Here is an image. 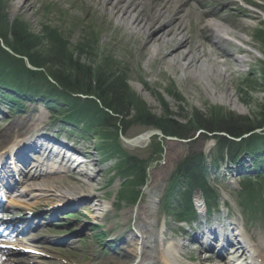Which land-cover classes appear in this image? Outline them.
<instances>
[{"label": "rangeland", "instance_id": "374dc122", "mask_svg": "<svg viewBox=\"0 0 264 264\" xmlns=\"http://www.w3.org/2000/svg\"><path fill=\"white\" fill-rule=\"evenodd\" d=\"M1 1H3V5L1 4L3 8H0V36L6 35L9 42L13 41L14 33L11 29L15 22L20 21V25L26 27L28 32L32 31L31 33H39L42 36L45 34V29H56L62 37H69L71 40L72 53L68 60H80L88 65L101 66L110 61L115 62L119 68L127 69L130 90L135 96L146 101L157 116L164 115L163 106L167 104L170 114L176 121L183 124L193 119V115L197 112L203 114L206 119H221L222 113L219 112L216 115L215 108L223 111L225 115L232 113L234 116L248 117L252 120L260 118L259 112L261 107H264V82L260 80L261 66L264 61V42L259 41L256 36L258 29L264 27V0H245L250 3V7L245 5L244 0H238L234 5L235 8L224 10L222 9L225 3L231 0H185L188 5L184 9L189 15L184 17L186 29L182 37L190 38L193 52L197 55V64L192 67L184 65V61L179 56L181 52L179 50L174 52V55L168 56V53L180 43L181 37L174 42L172 39L169 40L171 37H167L159 43L157 48L155 41L146 44L145 34L140 32L139 28L132 27L130 20H121L115 16L117 9H113V6L107 9L106 0ZM146 1L149 6H146L145 10L151 14L152 0ZM200 5L204 6L200 7ZM209 11H220L229 22L228 24L220 22L223 28L229 29L230 32V35L221 41V45L214 44L215 41L220 40L216 35L214 36V33H209L210 42H205L201 35L203 23L199 16ZM246 13L257 16L246 17L244 16ZM165 18L160 22L162 26L167 23ZM207 20L214 22L215 17ZM170 43H173V46ZM81 44L86 46L82 47ZM183 49L184 47L180 50L183 51ZM237 50H241L240 53ZM230 53L234 55L228 57L227 54ZM239 58H244L246 61L239 63ZM230 95L232 99L227 98ZM161 99L164 100L163 103ZM6 102L7 99H1L2 104ZM18 120L27 122L21 131L23 136L44 133L46 127L53 130L62 129L52 126V119L40 102L25 104L22 111L11 112L4 116L0 120V132L13 121ZM127 128L128 137L151 129L134 121ZM113 130L114 128H105L101 139L94 137V134H92L93 138L87 140L75 138L78 140L76 143H79L78 148L88 149L89 163L82 165L81 168L92 174V177L80 175L78 170L61 174L59 175L62 178L59 179L62 182L61 191L72 190L74 194L78 193L82 196L91 192L90 194L95 197L92 202L94 207L98 203L100 206L95 211L93 205L84 200L77 205L76 209L71 210L69 206L61 208L56 213V223L44 225L42 232L36 235L42 238L41 246H44L42 248L48 250L45 252L39 247L38 249L47 254V257L34 258L33 264H137L138 261L135 262V259L139 254L141 240L139 243V238L132 227L133 221L140 232L146 231L145 225H147L148 229L154 233L152 239H147L149 244L155 247L154 251L151 250L148 253L153 255L148 261L150 264H166L161 261L159 255L161 248L168 243L188 242L191 245L190 239L193 235L191 233L185 235L186 228L181 226L183 223L176 221L173 215L169 217L166 214L167 208L162 200L163 194L170 186V177L175 168L188 156L205 153L203 155L208 156V160L213 162L215 157L216 160L219 157L225 158V154H228L227 146L222 147L223 145L218 143L215 147L218 139L214 135L208 136L209 131L203 127L193 131L194 138L189 142L178 143L154 137V142L147 146L126 145L128 153L134 154L143 161L146 174L142 180L134 177L137 181V190H133L132 196L119 200L120 181H123V178L114 176L116 169L112 165L116 160L103 158L99 148L101 142L106 145L113 142L111 139ZM199 130H202L200 134ZM63 131L64 129L61 132ZM259 133L264 135V131ZM226 165L224 163L223 166L220 165L207 184L210 185L211 193L216 190L224 194L227 205L233 207L230 219L234 220L236 216V219L242 222V218L237 217L239 211H243L238 199L239 192L244 186L242 177H239L235 171L231 173L225 171ZM43 180L35 179L39 183ZM113 181L115 183L109 186ZM134 183L133 181L129 186L127 181L122 182L123 187H126L123 194H128L126 192L133 189L131 187ZM256 184L257 181L255 186ZM184 187V189L179 187L181 194L189 186ZM40 192L34 189L28 195L30 204L35 205L32 208L34 211H40L60 199L46 200L31 196ZM51 193L60 194L55 189ZM190 193L192 196L194 193V197L196 194L195 198L202 197V191L197 186L194 191L190 190ZM179 199L173 200L174 205ZM248 199L251 201V198ZM142 208L143 210L140 211ZM171 209H174V206ZM132 211H134L133 216ZM124 215L128 216V220ZM242 215H244L243 212ZM245 218L244 221L256 241L264 244V214L259 210L253 216L247 213ZM221 222H223L222 218ZM100 225L103 226L102 229ZM100 231L102 240L97 236ZM61 239H66V243L60 242ZM195 246L196 250L190 251L191 253L188 249H179V253L175 256L176 260L180 264H203V258L209 253L201 251L199 244ZM127 253L129 255L125 257ZM190 254L191 259H195L196 262L191 263L185 259ZM211 255L217 258V255L213 253ZM231 256L226 254L224 261L234 258ZM13 258L21 261L26 259L24 255H16ZM217 263H219L218 260Z\"/></svg>", "mask_w": 264, "mask_h": 264}, {"label": "trees", "instance_id": "16d2710c", "mask_svg": "<svg viewBox=\"0 0 264 264\" xmlns=\"http://www.w3.org/2000/svg\"><path fill=\"white\" fill-rule=\"evenodd\" d=\"M0 8H3L1 2ZM20 22H15L11 29V32L14 33L13 41H11L13 43L8 41L9 38L6 35L3 36L4 39L9 42L15 52L28 56L33 65L44 68L45 72L53 76L62 88L72 93L94 95L100 100L103 108L97 100L90 102L95 106V109L90 110L95 115L93 116L83 105L81 98L70 99L66 118L77 120L82 115H86L93 116L90 119L93 122H102L103 119L105 128H114L111 135L112 141H117L119 138V127H123L125 131L133 121L137 124L161 128L166 135L184 138L190 136L199 127H203L209 132H226L236 138L252 132L256 128L264 127V107H261V112H259L260 118L255 120L234 116L232 113L225 115L223 111L215 108L216 115L219 112L222 113L221 119H206L203 114L197 112L193 115V119L183 124L176 121L175 117L170 114L167 104L163 106L164 115L157 116L146 101L135 96L134 92L130 90L127 71L117 68L115 62L109 61L110 63L105 62L102 66H97L85 64L80 60H68L72 53L69 42L56 29L47 28L42 36L39 33L28 32V29L20 25ZM257 36L264 42V30H258ZM17 72L18 76L20 75L22 78L23 86L28 83L30 88L34 89L33 91H37L35 90L37 83L33 79L39 81L38 77L43 76L45 88L48 90L45 94L48 97L53 96L54 93L50 90L55 86L48 81L44 73L26 68L23 60L12 56L0 46V76ZM262 76L261 80L264 82V71ZM161 102L163 103L164 100L161 99ZM216 138L218 143L223 145L222 147L227 146L230 160L236 161L240 156L252 157L258 166L264 168L263 134L253 133L241 142L222 135H218ZM127 160V172L137 175L139 180H142L146 174L143 161L135 156L129 157ZM207 171L208 167L202 154L190 155L178 165L172 186L174 188L177 184L188 183L191 188L197 186L206 189ZM124 172L126 173V170Z\"/></svg>", "mask_w": 264, "mask_h": 264}, {"label": "bare ground", "instance_id": "6f19581e", "mask_svg": "<svg viewBox=\"0 0 264 264\" xmlns=\"http://www.w3.org/2000/svg\"><path fill=\"white\" fill-rule=\"evenodd\" d=\"M134 1L137 3H135ZM235 1L236 0L226 3V5H224L222 10L226 8H230V9L235 8L234 6L235 5L234 3H236ZM105 2L107 3L106 4L107 9L110 6H113V9H117V11L115 12V16L119 17L121 20H127V19L130 20L132 27L139 28L140 32L145 34L146 44H149L155 41L156 42L155 47L157 48L160 45L159 43L162 40L166 39L167 37H171L169 38V40L172 39L173 42L177 40L178 37H181L180 43L177 44L175 49L171 50L170 53H168V56L174 55V52L179 50V52L181 51L179 53V56H181L182 61H184L185 63L184 65L192 67V65L197 64L196 63L197 55L195 52H193L194 49L192 48L193 46H192V42L190 41V38L184 39L182 37L183 32L186 29L184 17L189 15V14H186L185 10L183 9L184 6L187 5V2H185V0H152V4L150 2L151 14L145 10V7L149 6L146 0H138V1L137 0H106ZM203 6L204 5H200V7H203ZM244 16L253 18V17H256L257 15L253 13H246L244 14ZM210 17H215V21L211 22L207 20ZM163 18L167 20V23L162 26L160 22ZM237 18L240 19V17L238 16ZM199 19L203 23V27L201 29L202 30L201 35L204 38L205 42L211 41L210 39L211 35L209 34L210 32L214 33V36L216 35L217 38L220 39V41H224L226 39V36L230 35L229 29L223 28V25H221L220 23V22H223V23L226 22L227 24L229 23L228 21H226L227 18L225 17V15L222 14L221 12H217V11H209L208 13L203 12V14L199 16ZM220 41L217 40V42L215 41L214 44L218 45L219 43L220 45L221 43ZM170 44L171 46H173V43H170ZM183 47H184L183 51L180 50ZM231 55H232L231 53L227 54L228 57H231ZM245 61L246 60L244 58L238 59L239 63H244ZM227 98L232 99L231 95L227 96ZM26 124H27L26 121H21V120L13 121L7 128H5V131L0 133V145L7 141H10L11 143H16V144L19 143L18 140L22 138L20 137V135L22 134L21 131L26 126ZM21 141L23 142V140ZM23 150L25 151V149ZM8 152L13 153L14 150L8 149ZM20 156L24 157L23 154L22 155L20 154ZM81 165L82 164L78 163L76 169L80 168ZM61 171L62 169H59L57 171H54V173L61 172ZM51 172L46 171L44 173H41V175L39 176L42 177L46 175L47 177H49L50 175H52ZM80 172L83 176H86L89 178L92 177V174L85 172L84 170ZM59 179L60 177L58 176L56 177L50 176L48 179L43 180L41 184H37V185H32L30 183L29 184H30V187L38 186L39 190L42 191L40 198H46L47 200H52L53 198L55 199L60 198L62 199V201L67 200V202H70L73 198H75V195L73 192H71L72 190L71 191L66 190L64 192L61 191L62 182ZM54 189L60 192V194L62 193V195L58 193H57L58 195L52 194L51 192ZM20 196L22 197L23 194H20ZM22 198H24V196ZM90 202L91 201L89 200V202L87 203H90ZM13 203L15 204L18 203V205L24 206V207H27L28 205H30L26 203V201H22V200H16L15 202H12V204ZM152 203L153 201L151 202V204ZM98 206H100V203L95 204V209H94L95 211H97ZM141 210H143V208L140 209V211ZM133 213L134 211H132L131 213L132 216L134 215ZM141 214L143 213L141 212ZM145 215H146V218H148V215L147 214ZM124 216H126L125 218H127L128 220V216L127 215H124ZM242 227H243V230L246 231V227L244 225ZM145 228H146V231L142 232L141 237H139V240H142L140 249H138L139 255L141 256V260L139 264H142L145 261H148L149 260L148 253H150L149 252L150 250L154 249L153 247L149 245L150 242L147 240L149 238L150 239L152 238V233L148 229L147 225H145ZM262 244L263 243L260 241L259 243H255L254 240L250 238L251 250L248 252L250 253L253 251L254 254L255 253L257 254L256 257H251L253 264H264V252H262L263 251ZM239 245H241L239 247V250L241 249L245 251L248 250V248L246 249V247L242 245V243H240ZM131 246L133 247V245ZM160 252H161L162 259L171 264L172 259H173L172 257L174 255L173 253H176V247L172 244H169L166 247L162 248ZM128 255L129 254L127 253L124 256L127 257ZM150 256L153 257L152 254H150ZM235 263H237V261ZM0 264H12V263L7 258L0 257Z\"/></svg>", "mask_w": 264, "mask_h": 264}, {"label": "water", "instance_id": "95a60500", "mask_svg": "<svg viewBox=\"0 0 264 264\" xmlns=\"http://www.w3.org/2000/svg\"><path fill=\"white\" fill-rule=\"evenodd\" d=\"M153 134H154V132H151V133L145 135L144 138L147 140V139H149V137H150L151 135H153Z\"/></svg>", "mask_w": 264, "mask_h": 264}]
</instances>
